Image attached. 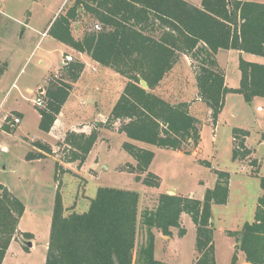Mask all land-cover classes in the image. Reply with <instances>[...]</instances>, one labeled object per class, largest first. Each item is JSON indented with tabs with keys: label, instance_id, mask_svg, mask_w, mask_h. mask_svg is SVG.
Here are the masks:
<instances>
[{
	"label": "trees",
	"instance_id": "obj_1",
	"mask_svg": "<svg viewBox=\"0 0 264 264\" xmlns=\"http://www.w3.org/2000/svg\"><path fill=\"white\" fill-rule=\"evenodd\" d=\"M84 15L98 21L101 28L85 27L83 36L77 38L73 28L76 23L81 24ZM47 33L127 79L104 126L114 129L121 122L119 131L128 138L122 147L136 161L135 165L125 164L126 170H123L136 174L135 180L146 186L161 185L160 176L150 170L155 152L135 141L188 154L201 141L202 120L192 113L190 103L171 102L154 92L182 55L190 56L194 62L198 96L210 109L213 128L228 93L241 94L246 102H252L256 96L264 97V63L240 58V85L229 88L225 85L224 70L216 61L220 49L264 57V2L261 1L201 0L197 5L188 0H75L54 17ZM66 56L60 76L49 77L45 105L39 106V128L45 132L55 126L74 83L85 68L82 60L68 61ZM2 74L0 69V77ZM142 80L148 83L147 88L143 87ZM14 123L13 120L11 124ZM6 124L0 128L12 129ZM249 134L244 129H233L235 139L240 141L239 149H233L234 160L249 155L245 145ZM261 138L264 142V133ZM97 140L96 130L89 134L84 130H69L63 160L81 168ZM32 146L26 154L28 161L55 154L48 142L37 139ZM66 172L70 170L56 162V180H62ZM215 173L217 180L205 190L202 199L161 193L155 206L141 212L138 191L100 186L90 199L87 211L65 215L58 185L46 264H173L156 258L153 230L156 228L163 235L171 236V228L176 227L179 235L184 236L187 231L181 223L184 213L197 228L196 262L217 264L213 206L228 203L231 174L217 169ZM260 185L263 193L258 199L254 220L245 222L240 230L228 232L237 239L250 264H264V176ZM25 210L22 200L0 182V264L12 240L20 234L19 223ZM139 227L146 231L142 243L137 240ZM22 236L29 240L34 237L28 231L22 232ZM237 261L235 255L232 264Z\"/></svg>",
	"mask_w": 264,
	"mask_h": 264
},
{
	"label": "rangeland",
	"instance_id": "obj_2",
	"mask_svg": "<svg viewBox=\"0 0 264 264\" xmlns=\"http://www.w3.org/2000/svg\"><path fill=\"white\" fill-rule=\"evenodd\" d=\"M74 1L0 0V69L3 70L0 77V127L8 122L6 125L12 128L10 130L0 128V144L8 147L7 152L0 151V182L22 200L26 206L22 227L36 234L35 245L31 251L25 244L29 239L22 236L20 241L25 250L16 253L18 256L10 257L6 264H46L47 242L58 185L65 209L70 211L77 208V213L84 211L88 203V200L82 198L83 194L86 192L90 196L95 195L97 184L135 190L133 188L136 185L134 180L136 174L133 177L128 171L119 173L123 169L126 170L125 164L134 161L133 156L122 147L128 138L125 133L119 131L121 122L118 121L114 129L104 126V121L109 117L127 79L102 64L98 71H93L90 66L87 68L84 78L75 89L73 87L74 95L66 106V112L72 116V121H78L77 128L86 129L88 134L93 130L98 132V143H95V147L89 153L81 174H74L69 169V174H64L62 180L58 181L55 178L56 162L66 165L63 160L66 134L69 130H74L76 125L72 127L70 123L65 132L61 126H57L54 129L55 134L42 131L39 128V106L34 101L39 96L44 97L42 93H45L50 76H60V70H55L65 58V54L71 55L64 54V51L70 50L63 51L62 46L53 42L57 40L46 35L47 28L57 11L59 10L57 13L59 14ZM188 1L194 3L193 0ZM96 23L98 21L84 15L81 27L95 29ZM45 31L46 34L43 35ZM72 57L78 59L74 55ZM193 64L189 56L188 60H182L178 66L179 73L188 83L195 81ZM230 65L231 72H234V62ZM232 74L231 79H234V73ZM88 75L93 77L89 78ZM27 87H31L32 92L27 91ZM41 87L44 88L42 93L39 92ZM187 89L188 97L192 99L193 88L188 85ZM239 99L242 102L238 98L229 100L216 131L209 122L201 127L203 141L198 151L188 154L172 149H154L156 157L153 168H150L161 178V186L157 191L174 194V190L171 189L174 188L178 194L191 195L193 198L204 193L205 190L202 191L206 186H214L216 168L232 173L229 203L213 206L212 222L215 228L217 264H232L234 256L237 255L238 258L242 253L240 248H236L237 239L229 236L228 232L240 230L245 222L254 220L258 199L263 193L260 180L264 176V147L259 152L257 148L259 142L250 149L246 146L250 150L249 155L234 161L233 149L240 141L233 137L232 147L231 136H234V128H240L250 131L252 136L250 142L255 141L259 126L264 127V119L263 125L259 123L256 127L257 121L264 116V113L262 115L256 111V107L257 105L264 107V100L257 98L251 104L242 98ZM206 109L205 103L203 106L195 105V115L201 120L207 119ZM17 111L24 113L22 122L11 124L15 117H19ZM4 117L6 118L1 122ZM30 138L54 144L53 148L56 150L54 158L28 161L26 154L29 149H33ZM261 140L260 136V142ZM262 143L264 145L263 141ZM144 145L147 146L145 148L152 149V146ZM71 165L76 170L77 164ZM158 196L147 195L141 209L155 206ZM183 226L187 229L186 236L180 239L177 236L172 239V235L167 237L159 231L156 233L157 259L174 264H198L196 225L192 218L187 216ZM177 231L179 234V229ZM145 232L144 228L139 227L138 243L144 241ZM14 247L19 246L14 244ZM242 259L243 256L238 258L240 262Z\"/></svg>",
	"mask_w": 264,
	"mask_h": 264
},
{
	"label": "crops",
	"instance_id": "obj_3",
	"mask_svg": "<svg viewBox=\"0 0 264 264\" xmlns=\"http://www.w3.org/2000/svg\"><path fill=\"white\" fill-rule=\"evenodd\" d=\"M256 1H261V2H264V0H256ZM65 2V1H64ZM193 2H194V4H197V5H199L200 3H201V1L200 0H193ZM81 10V9H80ZM59 12V10L57 11V13ZM56 13V14H57ZM55 14V15H56ZM55 15H54V17H55ZM54 17H53V19H54ZM52 19V20H53ZM48 29V28H47ZM83 32H84V29L81 27V24L80 23H76L75 25H74V28H73V34H74V36L75 37H77V38H80V37H82L83 36ZM46 34V31L43 33V35H45ZM46 36H50L48 33H47V35ZM52 37V36H51ZM52 38H54V37H52ZM55 39V38H54ZM56 40V39H55ZM55 44H59L60 46H62V48H63V51L65 50V49H67V50H70V52H68V51H64L63 53L65 54V53H69V54H71V55H74L76 58H78V59H80V60H82L84 63H85V68H84V70H83V72H82V74H81V76H80V78H79V80L77 81V82H75V84H74V89H75V86H77L78 84H79V82L84 78V76H85V74H86V72H87V68L90 66L91 68H92V70L93 71H98L99 70V68L101 67L100 66V63H97L96 61H94L88 54H86V53H83V52H80V51H77V50H75L74 48H72V47H70V46H68V45H66V44H64V43H62V42H60V41H58L57 40V42H59V43H57L56 41H53ZM235 55H236V57H235ZM240 58H243V59H245V60H248V61H256V62H261V63H264V57L263 56H260V55H256V54H252V53H247V52H243V51H239V50H235V49H220L218 52H217V54H216V61H217V63H218V65L224 70V73H225V85L227 86V87H229V88H238L239 87V85H240V80H241V71H240V69H239V62H240ZM189 59V56L188 55H182L181 56V58H180V60L178 61V63H176V65L173 67V69L170 71V72H168L167 74H166V76L164 77V79L162 80V82L154 89V92L155 93H157V94H159V95H161L162 97H165L166 99H168L169 101H171V102H183V101H185V102H189L191 105H190V109H191V111H192V113L195 115V113L196 112H194V106L195 105H199V104H202V106H203V101L199 98V96H198V88H197V85H196V79H195V81H194V83H188V81L185 79V78H183V76L179 73V64L181 63V61L182 60H188ZM238 59V60H237ZM42 61V60H41ZM231 62H234V65H235V71L234 72H231V69H232V67H231V65H230V63ZM189 63H190V61H189ZM64 64V58L62 59V62H61V64H60V66L58 67V69L57 70H55V71H58V70H60V68L62 67V65ZM192 67V66H191ZM232 73H234V79H231V75H233ZM89 76V78H92L93 76L92 75H88ZM14 85V84H13ZM188 85L189 86H191L192 88H193V98L192 99H190L189 97H188V89H187V87H188ZM42 88V87H41ZM40 88V89H41ZM195 88V89H194ZM39 89V90H40ZM44 89V88H43ZM27 91H31L32 92V88L31 87H27ZM159 92V93H158ZM74 95V93H73V91L70 93V96L68 97V100L66 101V103L64 104V106H63V108H62V111H61V113L59 114V116H58V119H57V121H56V124H55V126L53 127V129L50 131V132H53L54 134H55V132H54V129L55 128H57V126H61L62 127V129H64L63 130V132H65V128L70 124V123H72V127L73 126H75L76 125V128H75V130H84V131H86V129H82V128H77V126L79 125V123H78V121H72V116H70V115H68L67 114V112H66V106L69 104V102H70V100H71V98H72V96ZM231 98H238V100H240L241 101V99H239V98H242L243 100H245L244 99V97L241 95V94H238V93H228L227 95H226V97H225V105H224V108H223V110H222V112L220 113V115H219V118H218V122H217V125H216V127L215 128H213V130L214 131H216V128H218L219 127V120H220V118H221V115L223 114V112H224V110H225V108L227 107V104H228V102H229V100L231 99ZM257 98H259V99H262V100H264V97H259V96H256L253 100L255 101V99H257ZM242 102V101H241ZM253 102V101H252ZM252 102H250L251 104H253ZM207 106V105H206ZM260 105H257V107H256V111L258 112V113H260V114H262L263 115V113H264V107H263V109L262 110H258V107H259ZM206 111H207V119H202V121H203V123H202V126L204 125L205 126V124L207 123V122H209V124H210V109L207 107V109H206ZM17 112H19L20 114H19V118L21 119V121H20V123L22 122V118H23V114L24 113H22L21 111H17ZM39 112V111H38ZM39 114V117L41 118V115H40V113H38ZM7 117V116H6ZM6 117H4L3 119H2V121L1 122H3V120L6 118ZM264 119V116L262 117V118H260V120H258L257 121V123H256V127H258L259 126V123H260V125H263V123H262V120ZM59 122V123H58ZM19 123V124H20ZM211 125V124H210ZM201 126V127H202ZM260 127V129L257 131L258 133H257V135H255L256 137H255V141L253 142V143H251L250 141H251V133L246 137V139H245V145L250 149V148H252V147H254V146H256L257 145V142H259V145H258V150H259V152H260V150H261V148L263 147L262 145H263V143H262V140H261V142H260V136L262 135V133H264V127L262 126H259ZM256 131V130H255ZM250 132V131H249ZM232 138V147H233V137L234 136H231ZM99 139V138H98ZM35 140H37V139H34V138H30L29 139V141H30V143H31V145H32V142L33 141H35ZM202 141H203V137H202V133H201V141H200V143H199V145H198V147L195 149V150H193V152L192 153H195L196 151H198V149H199V147L201 146V144H202ZM98 143V141L96 142V144ZM135 143L136 144H138V145H140V146H143V147H147V146H145L144 144H147V143H143V142H136L135 141ZM50 144V143H49ZM95 144V145H96ZM51 145V144H50ZM95 145H94V147H95ZM147 145H149V146H152V150H157V149H160V148H158V147H156V146H153V145H150V144H147ZM52 146V148L54 147V144L53 145H51ZM33 147V146H32ZM54 149V148H53ZM29 150H31V149H29ZM0 151H2V152H7L8 151V147L6 146V145H3V144H0ZM54 151L56 152V150L54 149ZM92 151V150H91ZM90 151V152H91ZM177 151H179V150H177ZM180 152H182V151H179V153ZM48 157H53V155H48L47 157H45V158H39V159H35V160H33V161H30V162H35V161H39V160H43V159H47ZM155 157H156V153H155ZM155 157H154V160L152 161V164L150 165V168H153L152 166H153V163H154V161H155ZM54 158V157H53ZM232 160H233V158H232ZM56 161V160H55ZM234 161H237V160H234ZM130 163H132V164H136V161L134 160L133 162H130ZM72 163H66V165L64 166L65 168H68V169H70V170H72V172H74L75 174H81L82 173V169H83V166H84V164H83V166H81V168H78L77 169V167H76V170L75 169H73V167H71L72 165H71ZM69 166V167H68ZM217 170H222V169H218V168H216ZM226 171V170H225ZM124 172H126V171H119V173H124ZM230 174H231V182H232V173L231 172H229ZM65 174H69V172H66ZM132 175H133V177H134V173H131ZM87 178V177H86ZM88 180V183L87 184H89V179H87ZM134 180H135V177H134ZM216 180H217V175H216ZM216 180H215V182H216ZM135 182H136V185L134 186L135 188H133V189H135V190H137L139 193H140V201H139V212H141V205L142 204H145V198H146V196L148 195H150V196H158L159 194H161V193H165V192H161V191H157V189H159V187L161 186H159V187H150V186H147L146 188L145 187H143L145 184H143L141 181H136L135 180ZM231 182H230V187H231ZM100 186H102V185H96V192H97V189L100 187ZM137 186H141V187H137ZM9 188V187H8ZM149 188V189H148ZM207 188H211L210 186H206V188L205 189H203V191L202 192H204V190H206ZM150 189H152V190H150ZM171 189H173L174 190V192L175 193H177V191L174 189V188H171ZM170 189V190H171ZM96 192H95V195H96ZM205 193V192H204ZM204 193H202L200 196H198L197 198H199V199H202L203 197H204ZM95 195H93V196H90V195H88V194H86V192L83 194V196H82V198H85L86 200H88V203H87V206H86V209L84 210V211H82V212H79V213H83V212H85V211H87L88 210V208H89V206H90V199L91 198H93V197H95ZM230 195V194H229ZM189 196H191V195H189ZM228 203H229V200H228ZM227 203V204H228ZM149 204V203H148ZM226 204V205H227ZM76 207H77V205H76ZM76 209L77 208H74V209H71L70 211L68 210V209H65V215H68V214H70L71 212H77L76 211ZM25 212H26V210H25ZM24 215H25V213H24ZM24 215L22 216V218L20 219V223H19V231H20V234H18L17 235V238L16 239H14V240H12V242H11V244H10V246H9V248H8V251H7V253H6V256H5V258H4V260H3V263L2 264H6V262L8 261V259L10 258V257H15V255H16V253H19V252H23L25 249L22 247V245H21V237H22V232H27L26 230H24L23 229V227H22V220H23V217H24ZM187 216H189L188 214H182V216H181V223H182V225H184V222H185V218L187 217ZM178 228H176V227H172L171 228V231H172V239H174L175 238V236H177V238H183V237H185L186 236V234L184 235V236H180L179 234H178V231L176 232V230H177ZM187 230V229H186ZM154 231V233H155V239H156V233H158V231L159 232H161L160 230H158V229H154L153 230ZM28 232H31V233H33V235H34V237L31 239L32 240V243H33V245H32V247H29L30 248V251H31V249L34 247V245H35V241H36V234L34 233V232H32V231H28ZM167 237H169V236H167ZM48 243H49V241L47 242V248H48ZM14 244H17L19 247H14ZM27 251H29V250H27ZM29 251V252H30ZM241 254H243V255H241ZM241 254H239L238 255V258L240 257V256H243V261L241 260V262H240V260H238L237 261V264H239V263H243V264H250V263H248V262H246V260H245V255H244V253L242 252ZM16 256H18V254L16 255ZM171 263V262H170ZM174 264V263H173Z\"/></svg>",
	"mask_w": 264,
	"mask_h": 264
},
{
	"label": "built area",
	"instance_id": "obj_4",
	"mask_svg": "<svg viewBox=\"0 0 264 264\" xmlns=\"http://www.w3.org/2000/svg\"><path fill=\"white\" fill-rule=\"evenodd\" d=\"M95 28H96V29H100V28H101L100 25H99V23H96V24H95ZM66 59H67L68 61H71V60H73V57H72V55H67V56H66ZM40 93H42V92H40ZM42 94L44 95V93H42ZM34 102H35V104H36L37 106H44V105H45V97L39 96V97H37V98L35 99ZM262 109H263L262 106H259V107H258V110H262ZM20 121H21V119H20L19 117H15L14 122L19 123ZM236 148L239 149V146L237 145Z\"/></svg>",
	"mask_w": 264,
	"mask_h": 264
},
{
	"label": "water",
	"instance_id": "obj_5",
	"mask_svg": "<svg viewBox=\"0 0 264 264\" xmlns=\"http://www.w3.org/2000/svg\"><path fill=\"white\" fill-rule=\"evenodd\" d=\"M81 10H82V8H81ZM141 83H142L143 87H145V88L148 87V83L145 80H142ZM42 91H43V88H41L39 90V92H42ZM262 146L264 147V145H262ZM25 244L28 247H32V245H33L32 240L25 241ZM236 248L239 249L240 248V244H237L236 245Z\"/></svg>",
	"mask_w": 264,
	"mask_h": 264
}]
</instances>
